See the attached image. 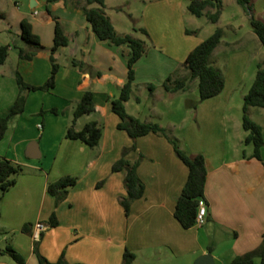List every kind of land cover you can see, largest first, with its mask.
Masks as SVG:
<instances>
[{"label": "crops", "instance_id": "0c3cea01", "mask_svg": "<svg viewBox=\"0 0 264 264\" xmlns=\"http://www.w3.org/2000/svg\"><path fill=\"white\" fill-rule=\"evenodd\" d=\"M187 4L185 0L146 4V21L140 26L147 31L146 50L135 62L134 84L125 101L126 111L141 120L160 124L178 93L192 87L170 91L162 86L164 78L176 70L187 73L184 58L205 38L193 18L196 15L186 16ZM103 8L113 23L106 2ZM22 19L31 24L42 44L30 58L19 55V50L31 49L20 36ZM56 21L68 41L53 52L59 64L54 85L26 91L23 110L9 119L0 137V156L23 168L15 182L0 191V243L4 242L0 248L11 244L23 254L25 264H38L35 248L49 261L62 255L68 262L81 264H122L126 249L134 253L131 264H194L205 252L211 253L213 264H231L233 256L255 248L264 231V144L260 159L251 155L253 145L244 146L250 143L243 141L242 100L257 62L264 63V54L259 57V51L245 49L246 41L233 44L221 38L210 55L211 64L224 75V86L218 94L186 107L191 117L177 136L182 149L205 157L206 220L183 227L174 207L187 166L164 135L148 132L131 138L117 126L119 117L110 100L118 96L125 80L128 46L99 38L80 0H0V45L8 46L0 63V113L18 93L17 72L32 84L48 77ZM113 26L119 33L128 32ZM72 57L82 60L84 67L73 65ZM85 90L93 92L94 110L80 116L76 126L91 119L101 123V137L92 147L64 135L73 106ZM247 114L262 126L264 139V107L251 105ZM131 144L135 147L125 156L138 161L144 191L126 213L119 201L125 194V171H113L111 165ZM65 175L76 176V182L56 204L47 183ZM52 212L57 222L50 225ZM36 220L46 226L34 240L31 231ZM0 264L18 263L0 254ZM253 264H259V259Z\"/></svg>", "mask_w": 264, "mask_h": 264}, {"label": "trees", "instance_id": "16d2710c", "mask_svg": "<svg viewBox=\"0 0 264 264\" xmlns=\"http://www.w3.org/2000/svg\"><path fill=\"white\" fill-rule=\"evenodd\" d=\"M54 1V0H47ZM245 10L250 11L249 0H236ZM96 3L97 5H91ZM105 0H80V8L90 23L92 30L101 38L108 40L112 44H126L127 52V72L125 80L120 87L119 94L110 100V106L119 117L117 126L127 131L131 138L155 132L167 137L172 143L177 156L187 166V177L182 186L179 195L176 198L174 215L183 227H190L195 224V218L200 199H204L207 204L204 194L205 182L207 177V168L203 153L189 154L179 146L176 138L170 136L166 129L155 121H144L138 117L128 113L125 108V101L130 97L134 84V65L135 62L145 52V41L139 37H135L130 32L119 33L115 30L110 17L105 12L103 6ZM213 7V11H207L206 7ZM221 0H189L187 4L188 10L196 16L206 15L210 21L216 22L221 12ZM250 24L257 35L259 41L264 45V20L255 17L250 13ZM20 36L31 47L30 50H19V55L30 58L37 48L42 47L37 34L32 31L31 24L25 20H21ZM142 32L147 34L144 27H140ZM187 32H194L195 29H185ZM224 30L217 26L212 33L196 44L186 55L182 62V66L187 70L186 74L175 72L167 75L162 81V86L166 90L176 91L186 89L192 79L197 80L198 98L190 104L195 106L196 102L207 97L218 94L224 86V75L220 69L211 64L209 58L223 36ZM68 41L67 35L62 30L58 21L54 26L53 44L50 47L51 69L48 77L41 84L28 83L21 75L16 73V81L18 83V93L14 101L0 113V137L3 135L9 119L21 112L24 108L25 93L29 90L43 89L47 90L54 85L55 74L59 64L54 60L53 52L59 45H64ZM7 45H0V63L7 56ZM71 63L79 68L84 67V62L75 58H71ZM150 89L153 88L152 83H147ZM242 126L246 131L243 141L252 143V156L261 158L260 148L264 144L262 135V126L250 118L247 114L249 106L264 107V63L257 62L255 76L248 90L243 95L242 100ZM94 110L93 92L85 90L80 98L76 101L72 110V119L65 129V137L71 139H79L90 147L96 145L102 134V125L99 121L91 119L86 121L81 127L76 126V120L84 115L89 114ZM135 145L125 146L122 149L121 156L117 158L111 165V169L124 170V187L125 194L119 198L120 203L128 213L129 206L132 200L140 197L144 191V182L137 173V160H129L125 154L134 148ZM264 165V161H263ZM22 166L19 163L13 162L11 159L0 156V191L6 190L11 186L17 174L21 171ZM76 182V176L65 175L56 180L47 183V191L54 196L55 203L60 202L67 194L68 188ZM57 222L55 213L52 212L48 223L53 225ZM26 228V225L23 226ZM210 248V247H209ZM38 264H81L79 262H68L61 255L55 261H49L43 254L35 248ZM0 254H8L18 264H25V257L11 244H6L0 248ZM255 257L259 258V264H264V231L262 232L260 243L253 249L244 253L237 254L230 259L231 264H253ZM134 258V253L125 250L122 257V264H131ZM144 264H155L147 262Z\"/></svg>", "mask_w": 264, "mask_h": 264}, {"label": "rangeland", "instance_id": "374dc122", "mask_svg": "<svg viewBox=\"0 0 264 264\" xmlns=\"http://www.w3.org/2000/svg\"><path fill=\"white\" fill-rule=\"evenodd\" d=\"M188 1L189 0H185V2ZM249 1L250 11L245 10L236 0H221L222 6L218 23L210 21L204 14L201 16H193V18L197 24L201 25L200 31L203 36H208L218 25H220L224 30L222 38L227 41H232L233 44L235 42L241 43L242 41H246L243 43V47L251 51H259V57H261V55L264 54V45L262 43H258L260 45H257L256 42H260L256 39L257 37L255 39L249 37V35L256 36L250 24V13L255 17L264 20V0ZM105 2L107 5V12L113 19V23L117 29L120 31H128L135 37H139L143 40L147 39V35L139 28L140 26H143L146 21V4L149 0H106ZM206 10L213 11L214 8L208 6L206 7ZM185 14L186 16H192L190 11H186ZM187 23H189L188 20ZM189 25H192V23H189ZM255 63L256 61H254L252 66H254ZM189 86L192 87L185 92L178 93L173 102L170 103L172 106H170V108L167 107L168 111L159 120L167 133L169 135L172 133L170 136L176 138L178 143L179 140L177 136H181L184 123L191 117V111H188L186 107L192 106L190 103L194 102L196 97H198V89L194 79L189 82ZM151 100L152 99H150V102H152ZM169 122H173L174 128L172 125H169ZM244 146L252 148L251 143ZM3 245L4 242H1L0 246ZM6 255L11 262H16L8 254ZM255 258L259 259L258 257Z\"/></svg>", "mask_w": 264, "mask_h": 264}, {"label": "built area", "instance_id": "2783aa9c", "mask_svg": "<svg viewBox=\"0 0 264 264\" xmlns=\"http://www.w3.org/2000/svg\"><path fill=\"white\" fill-rule=\"evenodd\" d=\"M42 124L39 122L38 127L41 128ZM206 220V204L204 199H200L198 202V208L195 218V224L200 225ZM46 223L42 220H36L33 224L31 231V236L34 240H37L40 237L41 231L45 228Z\"/></svg>", "mask_w": 264, "mask_h": 264}, {"label": "water", "instance_id": "95a60500", "mask_svg": "<svg viewBox=\"0 0 264 264\" xmlns=\"http://www.w3.org/2000/svg\"><path fill=\"white\" fill-rule=\"evenodd\" d=\"M29 156L35 157L39 153H28ZM194 264H213V257L210 252L201 253L194 261Z\"/></svg>", "mask_w": 264, "mask_h": 264}]
</instances>
